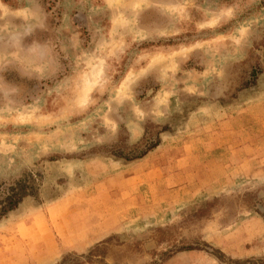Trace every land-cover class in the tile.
Segmentation results:
<instances>
[{
	"label": "rangeland",
	"instance_id": "1",
	"mask_svg": "<svg viewBox=\"0 0 264 264\" xmlns=\"http://www.w3.org/2000/svg\"><path fill=\"white\" fill-rule=\"evenodd\" d=\"M0 264H264V0H0Z\"/></svg>",
	"mask_w": 264,
	"mask_h": 264
},
{
	"label": "trees",
	"instance_id": "2",
	"mask_svg": "<svg viewBox=\"0 0 264 264\" xmlns=\"http://www.w3.org/2000/svg\"><path fill=\"white\" fill-rule=\"evenodd\" d=\"M33 194V188L29 186L28 180L18 179L6 188L4 197L0 201V217L15 209L20 201L28 195Z\"/></svg>",
	"mask_w": 264,
	"mask_h": 264
}]
</instances>
